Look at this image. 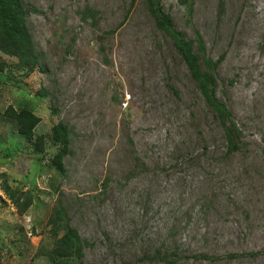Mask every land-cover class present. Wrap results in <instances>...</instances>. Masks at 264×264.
<instances>
[{"label": "rangeland", "instance_id": "obj_1", "mask_svg": "<svg viewBox=\"0 0 264 264\" xmlns=\"http://www.w3.org/2000/svg\"><path fill=\"white\" fill-rule=\"evenodd\" d=\"M24 1L42 70L23 77L0 53V183L37 202L20 216L0 190V264H49L58 202L87 243L81 264H264V0H160L221 58L217 98L242 135L230 155L146 0ZM8 106L40 118L43 159ZM58 122L71 132L64 176L48 166Z\"/></svg>", "mask_w": 264, "mask_h": 264}, {"label": "trees", "instance_id": "obj_2", "mask_svg": "<svg viewBox=\"0 0 264 264\" xmlns=\"http://www.w3.org/2000/svg\"><path fill=\"white\" fill-rule=\"evenodd\" d=\"M148 12L154 21L157 30L165 33L183 64L190 79L194 82L205 106L213 113L214 119L221 127L227 147V154L237 152L241 140V132L237 128L231 112L226 105L217 98V68L221 58L212 61L205 55L204 44L201 36L195 32L194 40H187L185 35L173 27V22L168 14L163 11L160 0H146ZM34 7L25 4L24 0H0V53L14 58L16 66L22 76L26 77L36 69L42 70L40 54L29 32L27 18ZM194 44L196 48L194 49ZM10 74L8 66L0 63V74ZM3 116L18 124V134L27 142L34 141L31 145L33 153L43 159L46 153V140L42 135H35V128L40 118L29 106L14 109L8 106L3 111ZM71 132L66 124L58 122L50 128L49 145L55 148V153L48 160V166L59 175L66 174L64 160L70 153ZM0 190L9 203L20 216L37 202L31 191L12 189L5 180L0 183ZM0 203H5L0 196ZM67 214L64 206L59 202L51 210L47 220L48 234L51 238V247L45 252L49 264H81L83 248L87 243L83 241L77 231L68 225ZM167 260L166 257L163 258ZM175 261L172 260L170 264Z\"/></svg>", "mask_w": 264, "mask_h": 264}]
</instances>
